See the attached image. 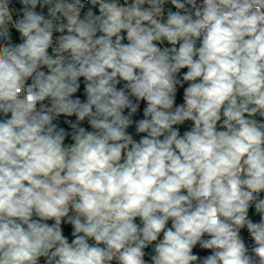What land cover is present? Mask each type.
I'll use <instances>...</instances> for the list:
<instances>
[{
	"label": "clouds",
	"instance_id": "9594fccd",
	"mask_svg": "<svg viewBox=\"0 0 264 264\" xmlns=\"http://www.w3.org/2000/svg\"><path fill=\"white\" fill-rule=\"evenodd\" d=\"M87 2L0 0V264H264V0Z\"/></svg>",
	"mask_w": 264,
	"mask_h": 264
},
{
	"label": "built area",
	"instance_id": "2783aa9c",
	"mask_svg": "<svg viewBox=\"0 0 264 264\" xmlns=\"http://www.w3.org/2000/svg\"><path fill=\"white\" fill-rule=\"evenodd\" d=\"M82 2L85 4V8L82 10V16H83V13L86 12L88 10V8H90L92 6L87 2V0H82ZM199 2H200V0H198V3ZM121 3H123V0H121ZM14 5L15 6H19L18 0H14ZM171 7L172 6L170 4L165 5V18H166V12H167V10L169 8H171ZM172 10L175 11L174 8ZM38 11H40V10H38ZM44 11L46 13V9ZM93 11L98 14V9L97 8H93ZM13 39H14V41L16 43H19L20 42L19 36H18L17 33L14 32V30H13ZM163 46H167V45H163ZM184 71H186V69L182 70V73ZM184 86L186 87L187 85L185 84ZM182 92H183L182 89H178L177 103H182ZM142 106H143V104H142ZM190 127H191V122L190 121L186 122L183 126H181V134H183V131L190 129ZM134 138L138 140L139 139V136H137V135L134 134ZM261 195H262V197H264V193H262ZM253 213H254V208L250 209V218H252L254 221H258L259 220L258 215H254ZM242 235H243V237H244V239H245V241H246V243L248 245L251 246L254 243L253 241H251L250 237L248 236L246 229L245 230H242Z\"/></svg>",
	"mask_w": 264,
	"mask_h": 264
},
{
	"label": "trees",
	"instance_id": "16d2710c",
	"mask_svg": "<svg viewBox=\"0 0 264 264\" xmlns=\"http://www.w3.org/2000/svg\"><path fill=\"white\" fill-rule=\"evenodd\" d=\"M37 10H40V9L38 8ZM82 88H83V85H82ZM130 131H133V134H134V130L133 129H130ZM66 142H70V141H66ZM67 233H68V229L66 228L65 229V234H67ZM201 254L203 255V254H206V253L202 252Z\"/></svg>",
	"mask_w": 264,
	"mask_h": 264
}]
</instances>
